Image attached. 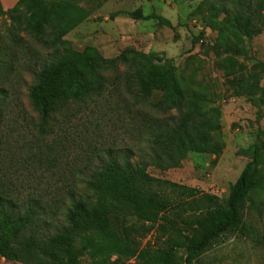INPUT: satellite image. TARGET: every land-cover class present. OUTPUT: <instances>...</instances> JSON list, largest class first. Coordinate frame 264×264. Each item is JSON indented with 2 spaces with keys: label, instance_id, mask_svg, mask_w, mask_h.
Masks as SVG:
<instances>
[{
  "label": "trees",
  "instance_id": "1",
  "mask_svg": "<svg viewBox=\"0 0 264 264\" xmlns=\"http://www.w3.org/2000/svg\"><path fill=\"white\" fill-rule=\"evenodd\" d=\"M28 1L18 0L5 9L0 0V15L11 18L13 36L21 39L19 35L26 33L43 49L29 56L37 64L29 99L38 115L39 134L50 130L55 115L105 94L114 74L124 80L137 104H149L155 115L144 114L147 145L137 159L109 155L86 178H62L64 187L54 193L30 181L13 185L1 175L0 255L23 264H123L133 258L127 264H177L172 256L185 248L184 263L197 264L222 238L255 235L244 211L263 209L255 196L262 187L263 164L257 143L245 149L251 158L223 202L148 172L149 166L161 171L177 168L189 152L222 153L226 143L220 109L207 107L208 85L178 75L171 62L155 63L133 47L113 57L95 46L73 50L64 36L88 18V11L67 0H50L47 5ZM20 4H27V12ZM119 14L172 26L156 12L119 10L111 16ZM193 14L217 33V45L227 53L264 30V0H202ZM230 60L226 57L225 63ZM103 194L123 200L143 225H128L122 236L114 233L106 224L105 204L99 198ZM59 216L63 218L56 223ZM151 228L166 236L168 247H140L137 236Z\"/></svg>",
  "mask_w": 264,
  "mask_h": 264
},
{
  "label": "rangeland",
  "instance_id": "2",
  "mask_svg": "<svg viewBox=\"0 0 264 264\" xmlns=\"http://www.w3.org/2000/svg\"><path fill=\"white\" fill-rule=\"evenodd\" d=\"M67 1L88 11V18L64 36L73 50L95 46L104 56L113 57L133 47L155 63L169 61L178 75L207 84V107L220 109L226 143L222 153L189 152L177 168L161 171L149 166L151 175L195 187L223 202L251 158L245 149L258 144L263 160L262 187L255 196L263 209L262 213L251 207L244 211L248 225L255 227V235L226 236L197 264H264V30L245 38L238 48L227 53L217 45V33L193 14L202 0ZM39 2L47 5L50 0ZM33 3L34 0L28 1ZM20 8L27 12V4H20ZM119 10L156 12L167 17L172 26L153 19L135 20L126 14L112 18ZM12 30L11 18L0 15V177L7 175L17 186L30 181L45 192L54 193L64 187L62 178L70 174L76 179L86 178L109 155L134 160L141 150H146L148 125L144 114L155 112L149 104H137L124 80L115 74L105 94L55 115L50 130L39 134L35 125L38 115L29 99L37 64L29 56L43 49L26 33L19 35L21 39L17 35L15 38ZM228 56L231 60L225 63ZM99 198L105 204L106 224L117 235H124L125 228L133 223L143 225L123 200L106 194ZM62 218L59 216L56 223ZM145 232L137 236L140 247H168L166 236L159 235L156 228ZM172 259L185 264V248L175 250ZM134 261L135 258L123 264ZM0 264L23 263L0 255Z\"/></svg>",
  "mask_w": 264,
  "mask_h": 264
},
{
  "label": "crops",
  "instance_id": "3",
  "mask_svg": "<svg viewBox=\"0 0 264 264\" xmlns=\"http://www.w3.org/2000/svg\"><path fill=\"white\" fill-rule=\"evenodd\" d=\"M7 1H9V2L5 3V0H1V2H2V4H3L5 9L13 7L18 2V0H12V1L7 0Z\"/></svg>",
  "mask_w": 264,
  "mask_h": 264
}]
</instances>
